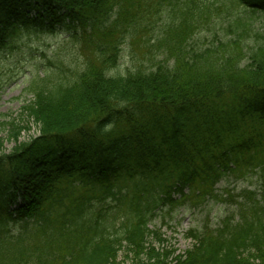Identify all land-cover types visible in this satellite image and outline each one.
Returning a JSON list of instances; mask_svg holds the SVG:
<instances>
[{
  "label": "trees",
  "instance_id": "16d2710c",
  "mask_svg": "<svg viewBox=\"0 0 264 264\" xmlns=\"http://www.w3.org/2000/svg\"><path fill=\"white\" fill-rule=\"evenodd\" d=\"M230 2L231 38L199 50L211 12L220 25L219 0H0V56L32 28L92 51L78 71L58 61L37 75L22 107L37 137L10 122L14 146L0 141V264H119L125 250L138 264H264V33L250 35L264 0ZM163 4L170 21L146 56L165 60L111 74ZM253 172L261 193H241L217 230L189 231L184 255L150 230L163 207L221 199L225 177Z\"/></svg>",
  "mask_w": 264,
  "mask_h": 264
},
{
  "label": "rangeland",
  "instance_id": "374dc122",
  "mask_svg": "<svg viewBox=\"0 0 264 264\" xmlns=\"http://www.w3.org/2000/svg\"><path fill=\"white\" fill-rule=\"evenodd\" d=\"M211 2L216 4L218 0H211ZM148 3L152 4L153 1ZM219 4L224 9L220 17V25L213 27L212 22L221 10L211 12L205 19L208 25L202 26L193 39L194 48L205 49L220 38L226 40L232 35V32L226 29L235 21V15L232 13H237V10L233 9L230 0H219ZM172 8L163 4L162 9L166 12L164 19L156 21L159 17L153 15L149 19V21L155 20L152 28L141 26L138 35L121 46L118 66L110 72L111 74L126 75L139 68L151 69L154 64L157 65L158 62L165 60L155 49H151V56H146V53L149 46L156 44L155 40H158L163 33L161 30L170 21L168 13ZM31 16L34 17V13ZM253 24L254 31L250 35L251 40L255 41L256 36L253 33H264V16H255ZM91 53L89 48L77 45L66 31L51 35L34 31L32 28L29 31H22L18 48L14 52H5L0 56V141L7 152L14 146L8 139L11 133L8 125L10 122L26 128L22 133V140L38 136V128L33 120L22 114V107L33 99L31 90L33 83L39 82V77L42 78L44 73L50 70V65L58 61L65 67H71L72 70L78 71L84 68L87 57ZM261 187L262 183L256 172L241 179L233 176L225 177L216 187L221 199L210 200L197 207L189 204L175 210L163 207L151 219L149 228L163 236L167 242L164 248H173L178 251L177 254L184 255L193 245V242L187 238L189 231L203 230L205 226L217 230L227 217L235 215L238 201H243L238 199L241 193L247 190L257 191L260 194ZM229 194L235 198V201L230 200ZM149 241L157 249L162 246L154 237H151ZM136 255L125 250L120 254L118 263L138 264Z\"/></svg>",
  "mask_w": 264,
  "mask_h": 264
}]
</instances>
